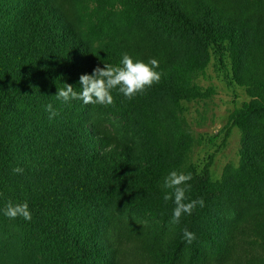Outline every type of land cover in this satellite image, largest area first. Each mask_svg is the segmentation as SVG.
I'll return each mask as SVG.
<instances>
[{
  "label": "trees",
  "instance_id": "trees-1",
  "mask_svg": "<svg viewBox=\"0 0 264 264\" xmlns=\"http://www.w3.org/2000/svg\"><path fill=\"white\" fill-rule=\"evenodd\" d=\"M124 53L156 59L159 83L108 106L56 99ZM210 67L248 100L193 161L187 116L216 94L198 82ZM235 129L239 162L215 178ZM173 170L205 202L177 224ZM9 200L32 219L6 217ZM125 239L154 264H264V0H0V264H119Z\"/></svg>",
  "mask_w": 264,
  "mask_h": 264
},
{
  "label": "clouds",
  "instance_id": "clouds-1",
  "mask_svg": "<svg viewBox=\"0 0 264 264\" xmlns=\"http://www.w3.org/2000/svg\"><path fill=\"white\" fill-rule=\"evenodd\" d=\"M157 69H159V62L154 58L146 63L142 60H134L128 53H124L120 66L106 63L103 68L98 66L94 69L93 74L80 76V91H76L71 84H63V87H58L55 97L64 103L79 100L84 104L114 105L113 90H118L129 100L137 94H144L148 88L161 80L163 73ZM45 111L49 113V120L59 115L51 103L45 106ZM12 171L20 174L24 169L17 166ZM192 179L191 173L185 174L175 170L163 178L162 188L167 190L163 199L166 202L173 201L175 204L170 221L173 224L179 223L182 215H191L198 205L204 206L203 198L186 202L188 201L186 194L191 188L189 181ZM3 214L10 219L17 217L28 221L32 219L29 204L26 201L13 204L9 200L3 209ZM183 237L188 244H192L196 239L195 233L187 228L183 230Z\"/></svg>",
  "mask_w": 264,
  "mask_h": 264
},
{
  "label": "rangeland",
  "instance_id": "rangeland-1",
  "mask_svg": "<svg viewBox=\"0 0 264 264\" xmlns=\"http://www.w3.org/2000/svg\"><path fill=\"white\" fill-rule=\"evenodd\" d=\"M211 67L207 71V77L199 78L198 82L203 87L213 86L216 89V94L209 100L193 103L187 116L196 141L200 140V144L194 148L191 155L193 161H202L208 153L215 152L217 148L221 147L222 137L217 138L214 142H211L210 139H213L214 134L218 133L227 123L230 113L248 100L244 89L229 85ZM240 148L241 134L235 129L228 140L227 146L219 149L220 151L216 155L213 170L215 178L220 177L223 168L227 164H238ZM119 264L154 263L142 253L138 243L125 239L122 242ZM211 264L217 263L213 262Z\"/></svg>",
  "mask_w": 264,
  "mask_h": 264
}]
</instances>
